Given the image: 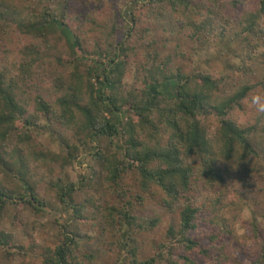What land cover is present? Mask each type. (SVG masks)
<instances>
[{"label":"trees","instance_id":"16d2710c","mask_svg":"<svg viewBox=\"0 0 264 264\" xmlns=\"http://www.w3.org/2000/svg\"><path fill=\"white\" fill-rule=\"evenodd\" d=\"M111 1L114 14L96 37L82 27L80 15H68V0H0V38L10 40L16 32L30 40L15 51L8 48L0 60V223L9 208L40 213L48 207L25 153H35L34 126L43 117L53 130L59 126L90 145L101 184L118 194V203L98 207L103 234L114 239L109 240L116 255L112 264H236L238 256L229 251L232 236L237 254L252 257L247 264H264V227L255 219L244 221L251 224L246 239L253 245L242 251L234 227L244 208L264 200V161L256 141V133L264 132V110L251 123L235 116L264 81L249 80L255 72L249 59L237 65L228 57L226 67L216 69L174 65L142 14L132 9L127 16L126 7ZM123 1L140 10L147 2L153 12L171 10L198 49L223 39L228 45L248 40L253 48L252 36L264 45V0H227L236 6L237 18L221 20L215 18L220 0ZM221 49L227 56V47ZM136 61L131 83L126 77ZM68 147L65 161L83 165L81 154H74L78 147ZM40 153L36 161L54 157L51 151ZM128 174L134 186L124 185ZM74 187L57 184V195L86 221L87 206L74 201ZM198 187L203 197L194 198ZM254 192L261 199L253 198ZM230 194L236 196L232 203ZM159 197V205L177 218L156 243L155 255L143 258L136 232L154 231L160 217H146L143 210L147 200ZM225 209L232 211L233 227ZM0 246L12 253L13 239L2 229ZM41 256L44 264H88L94 257L70 234Z\"/></svg>","mask_w":264,"mask_h":264},{"label":"rangeland","instance_id":"374dc122","mask_svg":"<svg viewBox=\"0 0 264 264\" xmlns=\"http://www.w3.org/2000/svg\"><path fill=\"white\" fill-rule=\"evenodd\" d=\"M141 1L146 2L145 0ZM119 3L120 6L126 7L127 16H130L129 11L132 9L142 14L145 19L144 25L152 27L153 35L158 39L164 54L171 56L174 65H185V68L189 69L191 64L193 66L201 64L200 66L211 65L216 69L220 66L226 67L228 57L237 65H243L244 61L249 59L251 66L255 69L254 74L249 75V80L253 82L264 81V66L261 63L264 59V45L261 38L256 36L250 38L256 45L253 48L247 47L248 40H239L228 45L227 40L223 39L221 41L213 40L208 45L200 46L198 49L195 41L189 37L188 31L179 24L178 15L171 12V10H164L161 7L153 12L148 2L144 4L142 10L137 7L135 2L125 3L123 0H118ZM228 3L227 0H220L219 5L216 6L215 18L217 20H221L224 15L232 19L237 18L236 6ZM68 4V15L72 17L80 15V19L76 18L82 27L91 30L96 37L101 35V29L114 14L113 1L111 0H68ZM143 10L147 11V15L141 12ZM91 25L93 29H90ZM262 36H264V33H262ZM29 42V39H24L22 35L16 32L12 34L10 40L5 37L0 38V60L5 59V51L8 48L15 51L20 43L22 46ZM222 46L227 47V56L222 52ZM178 52H186V56H181ZM249 52L252 53L250 57ZM137 62L136 64L131 63L130 69L133 68L126 77V81L131 83L135 81ZM258 90L259 92L253 97L250 104L235 113V116L240 117L241 121L251 123L254 121L255 114L262 111V107H264V87L261 85ZM216 123L217 120H211V124L215 125ZM36 124L34 129L38 136L37 148L35 153H31L29 149H25V153L31 163L32 177L38 183L37 193L43 201H46L48 207L40 213H35L30 209L20 210V213H16L13 207L8 209L3 221L0 223V229L9 233L12 237V253H8L4 247L0 246V264H44L41 254L47 251V248H53L59 244L63 240L64 234L73 235L81 242V247L86 252L93 254V260L88 264H112L116 255L109 247L112 246L111 243H114V239L112 234L110 237L103 234L107 231L104 230L106 226L101 221L102 214L98 207L106 206L107 201H110V204L112 202L118 203L120 200L118 194H114L101 184V179L97 176L99 165L89 155L90 145L84 144L78 137L71 136L69 131L67 132L59 126L56 128L57 131L53 130L47 126L48 122L43 117L37 119ZM256 141L257 148L263 155L261 160L264 161V132L256 133ZM102 143H105V140H102ZM68 145L78 147L74 154L76 155L78 152L81 154V159L84 161L83 165H78L75 159L72 163L65 161L71 150ZM41 150L51 151L54 157L36 161V157L41 155ZM123 180L124 185L127 187L134 186V179L129 174L125 175ZM71 183L75 184L72 194L74 201L78 204L84 203L87 206L88 218L86 221L77 219L71 205L67 202L63 203L57 195V184L62 188L66 186L68 189ZM193 193L194 198L197 196L203 197L199 187ZM254 194L255 197L253 198L261 199L259 193L254 192ZM159 199L161 197L154 201L147 200L144 206L145 210H143L146 217H160L154 231L140 230L136 232L139 254L143 258L155 255L156 243L163 239L169 223L176 221L175 217L177 218L176 215L167 213L159 205ZM227 200L232 203L236 200V196L230 194ZM259 202L262 203L259 204V207L251 202L250 205L244 208L241 216L242 221L240 220L234 226L237 234H239L240 242L244 243H239L238 248L240 251L253 245L251 240L246 239L247 235L251 233L250 228L254 222L253 220L255 219L261 227H264V200L261 199ZM223 214L226 215L227 219H232L231 210L225 209ZM229 220V227H233V219ZM244 221L247 223L250 221L251 224H246ZM149 225V222H147L146 226ZM204 229L209 232L212 228L205 225ZM109 240L113 241L110 243ZM209 243L210 241H208ZM228 243L230 253L239 258L236 264H247L249 260H253L247 253L238 252L237 254L234 244L236 238L234 236L228 239ZM206 261L203 259L204 263Z\"/></svg>","mask_w":264,"mask_h":264},{"label":"clouds","instance_id":"9594fccd","mask_svg":"<svg viewBox=\"0 0 264 264\" xmlns=\"http://www.w3.org/2000/svg\"><path fill=\"white\" fill-rule=\"evenodd\" d=\"M262 110H264V107H262Z\"/></svg>","mask_w":264,"mask_h":264}]
</instances>
